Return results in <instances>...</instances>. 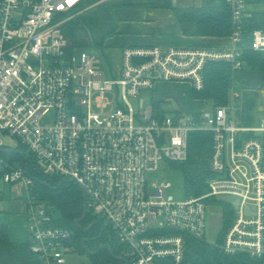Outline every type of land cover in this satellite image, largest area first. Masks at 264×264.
Returning a JSON list of instances; mask_svg holds the SVG:
<instances>
[{
    "label": "built area",
    "instance_id": "obj_1",
    "mask_svg": "<svg viewBox=\"0 0 264 264\" xmlns=\"http://www.w3.org/2000/svg\"><path fill=\"white\" fill-rule=\"evenodd\" d=\"M226 1L232 15L228 49L127 46L120 78L110 79L101 60L84 48L65 54L71 42L62 26L88 9L84 0H0V149L24 147L41 172L73 178L128 264H192L186 236L208 242L207 210L221 209L223 218L210 198L230 203L233 212L221 241L209 243L228 255L264 261V119L254 128L239 125L238 83L227 105L177 118H156L152 104L140 98L159 81L203 89L208 62L227 61L233 70L244 66V20L264 12V4L255 10L245 0ZM250 45L264 52V30L253 31ZM51 112L54 121L43 124ZM199 130L213 135L214 176L204 195L176 200L168 193L171 183L150 176L162 161L186 160L188 135ZM3 154L0 183L21 184L25 192L30 253L39 264H71L72 230L52 225L56 211L34 191V178Z\"/></svg>",
    "mask_w": 264,
    "mask_h": 264
},
{
    "label": "trees",
    "instance_id": "obj_2",
    "mask_svg": "<svg viewBox=\"0 0 264 264\" xmlns=\"http://www.w3.org/2000/svg\"><path fill=\"white\" fill-rule=\"evenodd\" d=\"M100 0H84L83 8H87ZM249 5L264 4V0H245ZM152 9L170 10L179 22L181 30L186 36L193 37H229L232 32V15L226 0H202L200 5H174L173 0H151L149 2H132L124 0L112 3L111 0L102 2L94 8H89L68 20L62 26L64 35L70 40L71 46L65 49L68 57L75 48L85 45L102 47L105 41L118 33L119 25L125 20H142L148 15H141L138 10L149 11ZM256 29L264 30V12H255L244 20V38L241 59L244 66L233 70L232 64L227 61L208 62L203 70L205 86L201 90H192L194 99L211 101L214 106L227 105L229 92L234 81L242 89H264V52L251 48L252 33ZM87 40L88 43H87ZM154 116L159 119L171 115L175 118L185 114L176 108L168 107V102L152 98ZM199 116V113L195 114ZM24 152V147H19ZM213 153V135L210 131H193L188 135V154L184 161L169 162L168 165L179 170L184 179L185 196H201L209 191L207 181L214 176L211 170ZM25 157L17 153L3 154L10 161L19 162L34 178V191L39 194L53 209L59 213L60 221H69L74 226L73 246L82 254H87V264H126L124 261L113 258L109 248L99 249L102 244H109L114 254L121 255L122 247L117 243L114 235L103 220L88 231H84L90 223L99 220L90 210L81 222V228L75 226V220L84 213L85 197L81 187L75 182L58 175H48L41 172L36 166L35 157L25 152ZM47 181L52 189L40 184L38 181ZM60 184V185H59ZM4 196L0 192V200ZM209 203L216 204L223 209L222 225L219 232L218 243L221 235L232 219L233 208L230 203L210 198ZM68 228V227H66ZM103 231V234L101 232ZM89 238L82 245V239ZM10 240L9 228L0 223V264L2 252L15 249ZM24 250L23 264H39L35 258L29 260V243H22ZM97 250L89 254L86 249ZM5 253V252H4ZM186 260L192 264H264L263 260L250 257L246 253L228 255L216 245L192 236H186ZM28 255V257H26Z\"/></svg>",
    "mask_w": 264,
    "mask_h": 264
},
{
    "label": "rangeland",
    "instance_id": "obj_3",
    "mask_svg": "<svg viewBox=\"0 0 264 264\" xmlns=\"http://www.w3.org/2000/svg\"><path fill=\"white\" fill-rule=\"evenodd\" d=\"M110 1V0H109ZM108 1V2H109ZM124 0H111L112 3L121 2ZM132 2H149L151 0H130ZM202 1V0H201ZM178 5H196L200 0H177ZM102 4L101 1H98L89 8H94L95 6ZM251 8L255 10H260L262 8L261 5H254ZM166 11V10H163ZM170 11V10H168ZM171 12V11H170ZM138 13L141 15H145L146 13L143 10H138ZM132 21V20H125ZM124 21V22H125ZM89 40H87L88 43ZM84 48L91 54H94L101 60V69L105 73L107 78L117 79L121 76V69L123 67V48L119 47V44H116L115 39L109 38L105 41V45L102 47L93 46V45H85ZM175 82L170 81H159L158 84L155 85L154 88L145 89L141 92V99H146V105L152 102V98H157V96L168 102V107L170 108H178L181 109V104L186 100V96H190L191 88L189 85H184V83L180 82V84L175 85ZM163 86L161 91L159 92V87ZM237 90L240 91L241 101L240 105L244 103V101H249L253 99L256 102L260 116L264 118V89H250L257 90L256 91H246L242 89L238 84ZM170 94V95H166ZM112 98V97H111ZM243 101V102H242ZM242 102V103H241ZM178 103L180 105H178ZM194 102L191 104L193 107ZM199 110L202 109L206 111H212L213 103L211 101L203 102L201 100H195V105L198 106ZM178 105V107H177ZM190 112H187L188 114ZM54 112H51L48 116L43 117V124H51L54 121ZM5 142L9 145L13 146L16 144L15 140L7 135L1 136ZM26 153L29 151L26 150ZM151 181H166L171 183V187L168 190L170 195H173L176 200H183L185 197V187H184V179L183 175L179 170H175L166 161H162L160 163L159 170L154 172L151 176ZM0 192L4 196V199L0 200V223L6 224L9 228V235L11 242H15V249L6 251L4 249L2 252V261L4 264H23L22 257L18 255H23L24 250L22 249V242L25 243L27 234L26 219L24 214V205L23 199L25 197V192L21 186V184L9 185L7 183H0ZM236 198V197H235ZM221 209H211L207 210L208 216V228L206 230V238L208 242L216 243L218 241V233L221 229L222 225V216ZM54 220L52 225H60L64 227H68L74 231V226L69 221H60V215L58 212L54 213ZM21 241V242H20ZM29 250V249H28ZM74 253L71 256V264H87L89 261V257L87 254H82L78 249H74ZM5 252V253H4ZM29 260H33L34 258L37 260V257L30 253ZM25 254V253H24ZM28 257V255H26ZM26 264V263H25Z\"/></svg>",
    "mask_w": 264,
    "mask_h": 264
},
{
    "label": "crops",
    "instance_id": "obj_4",
    "mask_svg": "<svg viewBox=\"0 0 264 264\" xmlns=\"http://www.w3.org/2000/svg\"><path fill=\"white\" fill-rule=\"evenodd\" d=\"M199 1V0H198ZM202 1L196 5H200ZM254 6V5H251ZM250 6V8H251ZM148 18L135 21H122L119 25L118 33L109 38L115 39L116 44L119 47L124 48L127 46H138V47H151L158 46L163 49L169 48H187V49H214V50H226L230 47V37H193L186 36L183 34L179 22L174 18L172 12L166 10L152 9L145 11ZM159 83V82H158ZM157 83V84H158ZM175 85L180 82H175ZM185 85V84H184ZM187 85V84H186ZM157 86V85H156ZM163 86L159 87V92ZM246 91H256L245 89ZM166 95H170L165 93ZM155 99L163 100L157 96ZM195 100L192 96V89L190 96H186V100L181 104V112H201L198 106L195 105ZM206 102V100H201ZM194 102L193 107L191 104ZM243 102V101H242ZM241 102V103H242ZM240 104V103H239ZM178 105H180L178 103ZM177 105V107H178ZM214 106V105H213ZM237 122L239 125L254 128L264 119L260 116L258 106L253 99L244 101L242 105L237 107L236 110ZM26 227V225H25ZM25 242L28 241V236L25 237ZM21 242V241H20ZM15 243V242H14ZM24 243V242H22Z\"/></svg>",
    "mask_w": 264,
    "mask_h": 264
},
{
    "label": "water",
    "instance_id": "obj_5",
    "mask_svg": "<svg viewBox=\"0 0 264 264\" xmlns=\"http://www.w3.org/2000/svg\"><path fill=\"white\" fill-rule=\"evenodd\" d=\"M132 102L134 103V106H135V108L137 109V103H138V100H137V99H133ZM0 152H2V153H17V154H19V155L25 157V154H24L23 151H21V150H19V149H15V148H1V149H0ZM26 173H29L28 168L26 169ZM68 181H69V182H75V180H74L73 178L68 179ZM38 182H39L40 184H43L44 186H46V187H50V188H52V189L57 188V187H55V186H51L47 181L39 180ZM59 185H60V184H59ZM81 189H82V187H81ZM82 191H83V189H82ZM83 196L85 197L84 213H83V215H82L81 218H78V219L75 220V226H76L77 228H81V225H80V224H81L82 220H84V219L86 218L87 214H88L87 200H86V195H85L84 191H83ZM97 223H101V221H100V220H95V221H93L92 223H90V225H89L87 228H84L83 230H84V231H88V230H90V228H91L92 226H94V225L97 224ZM102 234H103V231L101 232L100 235H102ZM88 240H89V238H83V239H82L81 242H82L83 246H85V242L88 241ZM105 247L109 248L110 253H111V255L113 256V258H115V259H117V260H120V261H124L126 264H128L126 258H124V257H122V256H117V255L114 254V252H113V250L111 249V247L109 246V244H102V245L99 247V249H103V248H105ZM86 250H87V252H88L89 254H94V253H96V251H97V250H95V251H94V250H89L88 248H87Z\"/></svg>",
    "mask_w": 264,
    "mask_h": 264
},
{
    "label": "flooded vegetation",
    "instance_id": "obj_6",
    "mask_svg": "<svg viewBox=\"0 0 264 264\" xmlns=\"http://www.w3.org/2000/svg\"><path fill=\"white\" fill-rule=\"evenodd\" d=\"M83 245V244H82Z\"/></svg>",
    "mask_w": 264,
    "mask_h": 264
}]
</instances>
